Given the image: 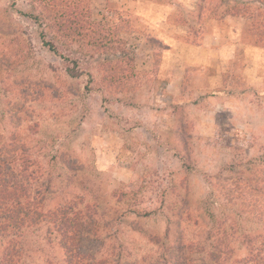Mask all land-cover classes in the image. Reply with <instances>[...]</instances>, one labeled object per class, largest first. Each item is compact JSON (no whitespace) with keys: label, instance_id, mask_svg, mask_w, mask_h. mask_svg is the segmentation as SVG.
<instances>
[{"label":"rangeland","instance_id":"374dc122","mask_svg":"<svg viewBox=\"0 0 264 264\" xmlns=\"http://www.w3.org/2000/svg\"><path fill=\"white\" fill-rule=\"evenodd\" d=\"M89 1L92 19L116 26L135 54L130 92L107 91L100 61L46 30L58 53L50 51L32 19L36 0H0V148H26L32 198L43 212L69 202L87 216L96 240L88 246L111 264L176 255L216 264L212 252L218 264H243L264 254V223L237 224L215 191L264 163V44L248 17L232 13L256 0ZM176 44L219 54L206 69H183L168 53ZM220 224L228 240L210 239ZM251 233L260 239L243 238ZM48 241L46 227L25 239L23 264L61 262Z\"/></svg>","mask_w":264,"mask_h":264},{"label":"trees","instance_id":"16d2710c","mask_svg":"<svg viewBox=\"0 0 264 264\" xmlns=\"http://www.w3.org/2000/svg\"><path fill=\"white\" fill-rule=\"evenodd\" d=\"M255 3L258 6L255 4L253 10L251 3L238 2L232 13L248 17L253 23L250 33L255 43L264 44V10L261 9L264 0H256ZM36 4L38 9L32 14V19L42 28L43 43L50 51L58 53L52 40L46 41V30H52L72 45L77 44L81 54L84 52L90 58L98 59L103 74L102 84L107 91L121 94L134 88V52L126 49L116 26H106L92 19L89 0H36ZM3 60L11 63L9 58ZM67 72L71 78L78 77V72L73 69ZM30 163L26 148L17 142L0 148V242L4 243L0 264H23L24 240L39 233L43 227H46L48 242H55L62 252L63 259L54 264H111L105 257L97 256L100 251L89 248L88 244L96 242L90 240L95 236L93 228L90 229L93 223L87 216L83 218L81 213L72 212L74 206L71 203L66 202L64 207L54 211H42V203L32 198L28 190L29 181H35L28 176L31 166H36ZM251 169L247 179L215 184L216 197L220 203L234 209L237 224L242 221L264 223V163L253 165ZM222 224L215 229L220 236L213 234L210 239L228 240L227 230ZM237 224L235 231L239 235ZM251 236L252 233L243 238L260 239ZM109 250L108 247L106 255ZM254 252H257L255 256L250 254L243 264H264V254L258 250ZM209 258L216 264L220 261L216 252H212ZM184 262L178 255L171 256L169 261L170 264H186Z\"/></svg>","mask_w":264,"mask_h":264},{"label":"crops","instance_id":"0c3cea01","mask_svg":"<svg viewBox=\"0 0 264 264\" xmlns=\"http://www.w3.org/2000/svg\"><path fill=\"white\" fill-rule=\"evenodd\" d=\"M173 53L175 54V57H178L179 59H177V61L179 62V64H181L180 66L183 69H195L201 65H207L208 61H212L215 60V55L216 53L219 54V52L217 50H215V48H208V46H206V44H204V46H192V45H185V44H176L172 47H169L168 49V53ZM211 53V57L206 58L205 56L207 54ZM170 58V57H169ZM205 63V64H204ZM201 68L206 69L205 66H201ZM174 77L171 76L167 86L169 88H174L176 83H177V79H173Z\"/></svg>","mask_w":264,"mask_h":264}]
</instances>
